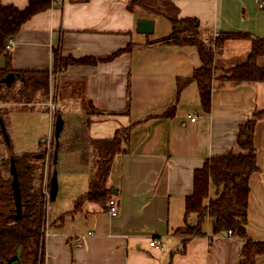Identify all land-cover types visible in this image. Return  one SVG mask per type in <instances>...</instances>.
I'll list each match as a JSON object with an SVG mask.
<instances>
[{
  "label": "crops",
  "instance_id": "crops-1",
  "mask_svg": "<svg viewBox=\"0 0 264 264\" xmlns=\"http://www.w3.org/2000/svg\"><path fill=\"white\" fill-rule=\"evenodd\" d=\"M0 3L23 9L27 0ZM186 17L197 19L203 46V39L214 32L264 38V10L256 0H64L52 1L25 20L12 48L4 51L13 70L48 71L49 92L56 91V81L61 83L59 99L71 109L62 114L63 128L83 130L85 148L90 139L111 138L117 129L128 128L127 150L114 156L106 183L117 201L115 216L108 214L107 200L74 207L75 198L87 191L89 164L77 147L58 150L59 187L45 210V264L238 263L244 240L214 232L210 217L200 234L186 237L177 230L197 223L196 213L185 216L193 171L207 157L245 153L236 143L238 128L264 109V81L220 77L223 70L246 61L250 52L248 37H228L213 56L210 107L204 111L191 80L201 66L197 46L159 41L170 33L171 20ZM140 19L153 21L150 34L136 31ZM128 44V51L117 53ZM55 51L62 57L101 61L54 71ZM0 59L4 66L3 54ZM257 64L263 65L264 57H258ZM75 83L86 100L83 116L79 105L72 106L71 94L64 92ZM89 104L96 112L87 113ZM9 110L47 113L42 119H48V136L52 134L51 112L37 106ZM64 136L61 132L60 138ZM253 145L257 170L249 177L245 230L248 238L264 241V114L255 123ZM41 146L36 139L26 150L37 152ZM78 234L84 235L77 240ZM151 239L160 246L149 245ZM255 264H264V254Z\"/></svg>",
  "mask_w": 264,
  "mask_h": 264
},
{
  "label": "trees",
  "instance_id": "trees-1",
  "mask_svg": "<svg viewBox=\"0 0 264 264\" xmlns=\"http://www.w3.org/2000/svg\"><path fill=\"white\" fill-rule=\"evenodd\" d=\"M52 1L27 0V5L23 9L13 4L0 3V55L3 54L5 59L4 66L0 68V77L9 72L16 75L15 80L9 86L0 84V116L4 124V116L9 108L2 111L4 106L1 104L11 103L15 107L33 108L37 98H49L50 73L45 70H13L10 65V56L4 52V43L8 37L18 32L25 20L34 13L50 7ZM228 37H248L251 41L250 52L246 61L223 70L220 77L231 81H264V64H257V58L264 57V38L244 33H225L219 34L215 39L216 45L220 46ZM159 41L197 46L201 66L194 70L191 80L197 84L203 110L208 111L211 79L215 69L213 65L215 53L210 46L201 44L197 19L186 17L171 20L170 33L160 38ZM130 48L131 44H128L117 53L128 51ZM54 58V71L59 72L68 65H94L101 61L91 56L79 59L62 57L57 51L54 52ZM89 110L87 113L96 112L91 104H89ZM56 114L55 111V116ZM263 114L264 109L255 111L238 128L236 143L245 153L230 152L225 155L207 157L202 165L193 171L192 193L185 198V216L196 213L197 223L194 226L187 225L177 230L186 237L200 234L204 219L210 217L214 232L231 230L235 236L244 240L237 264H255L256 257L264 254V241L248 238L245 230L249 195L248 182L251 173L257 170L253 132L257 119ZM81 121L83 122L80 124H86L85 120ZM71 130L73 131H70L68 127L63 128L62 132L65 136L63 139L59 137V149L71 150L77 147L79 151H83V158L87 159L89 164V188L75 198L74 207L77 208L85 201L100 203L108 201L111 197L110 188L106 185L107 178L114 156L127 150L125 144L128 128L117 129L111 138L90 139L89 143L84 142L87 148L82 144L83 130L80 131L78 127ZM39 153L43 154L40 158L35 156ZM44 154L45 149L42 146L37 152L15 153L11 142L6 144L0 129V264H45L44 232L47 204L45 189L48 190L47 170L49 166H47ZM10 156L14 158L21 198L24 203L21 218L17 221L7 218L14 208L9 173ZM212 188L214 196L210 197ZM205 200H207L206 203H204ZM19 246H21V252L20 258L17 259L15 255Z\"/></svg>",
  "mask_w": 264,
  "mask_h": 264
},
{
  "label": "rangeland",
  "instance_id": "rangeland-1",
  "mask_svg": "<svg viewBox=\"0 0 264 264\" xmlns=\"http://www.w3.org/2000/svg\"><path fill=\"white\" fill-rule=\"evenodd\" d=\"M2 59H0V68L2 67ZM17 83V81H16ZM59 81H56L54 87H56V91L52 92L53 94H56L55 96V103H56V113H61V114H65V110L66 111H70L71 109L68 107L69 104L65 103L64 101H62V99H59L60 97V92H59V87H60ZM55 89V88H54ZM66 91L65 95L67 96L68 94H71V104L72 106L74 105V103H76L77 105L80 106V114L81 116L84 115V106L83 103L86 102V100L83 98V95L81 94L82 88L81 85L79 83H75L72 84L70 87L66 86L65 88ZM50 93V92H49ZM76 98L80 99L79 100V104L77 103L78 101L76 100ZM49 98H42L39 97L37 98V100L35 101V105L34 107L37 106L38 102L41 101H47ZM63 104V105H61ZM3 107L2 111H5V109L7 108H13L15 107L14 104H1ZM8 106V107H6ZM63 108V109H62ZM64 110L62 112V110ZM30 110V109H29ZM42 114H45V116H48L47 113H42L40 111L36 112V113H27V112H15L12 110H8V112L5 114L4 116V120H5V127H6V131L9 135V139L11 142V146H12V150L17 153V152H22V151H27V148H30L34 142L37 140H40L42 137L43 138H48V133L50 132V126H49V121L48 119L44 122L42 119ZM66 115V114H65ZM49 117V116H48ZM74 117H76V115H74ZM76 119V118H75ZM54 143V141H53ZM52 143V149L50 154L47 156V163L49 166V169L47 170V176L49 178L51 172H52V164H51V160H52V152H53V147L54 144ZM40 151V149L38 150ZM55 170L57 172V184L59 187V177L58 174H61V164L60 162L57 160V163L55 165ZM89 188V185L87 187V190Z\"/></svg>",
  "mask_w": 264,
  "mask_h": 264
},
{
  "label": "water",
  "instance_id": "water-1",
  "mask_svg": "<svg viewBox=\"0 0 264 264\" xmlns=\"http://www.w3.org/2000/svg\"><path fill=\"white\" fill-rule=\"evenodd\" d=\"M136 31L140 34H150L153 31V21L150 19L138 20L136 24ZM15 78H16V75L13 72H9L5 74L4 76L0 77V84H5L6 86H9L15 80ZM63 127H64L63 117L61 113H57L55 116L54 125H53L54 149H53L52 160H51L53 166H55L57 162L58 150H59V145H60L59 137L63 130ZM0 129H1L2 136L6 144L8 145L10 143V139H9V135L6 131V127H5V124L1 116H0ZM35 156L40 158L43 156V154L39 153V154H36ZM9 173L11 175V190H12V197L14 201V208H13V212L9 214L7 218L13 221H17L21 218L24 203L21 198L18 175H17V170H16L13 156H10ZM111 192H114V191H111ZM56 193H57V176H56V170L55 168H53L52 174L48 180V200L53 201L56 196ZM20 252H21V246H19L16 251L15 257L17 259L20 258Z\"/></svg>",
  "mask_w": 264,
  "mask_h": 264
},
{
  "label": "built area",
  "instance_id": "built-area-1",
  "mask_svg": "<svg viewBox=\"0 0 264 264\" xmlns=\"http://www.w3.org/2000/svg\"><path fill=\"white\" fill-rule=\"evenodd\" d=\"M61 1H64V0H53V2H61ZM256 3L258 5L259 8L263 9L264 10V0H256ZM219 36V33L218 32H214L213 35L211 37H205L203 39L204 43L207 45V46H210L211 49L214 51V53L218 52L219 51V46L216 45L215 43V39ZM13 43H14V40H13V36L11 37H8L4 43V50L5 51H9L12 46H13ZM54 92V91H52ZM51 91H50V94H49V99L47 101H41V102H38L37 103V107L40 108V109H43V110H47L49 112H51L52 114L55 115V111H56V103H55V96L56 94H53ZM191 119H195L194 116L191 117ZM55 120V119H54ZM54 125V124H53ZM53 130H52V134L50 136H48V138H41L40 139V143L42 144V148L45 149V161L47 163V156L50 154L51 152V149H52V142H53ZM48 165V163H47ZM45 195H46V199L48 200V190L45 189ZM107 212L109 215L111 216H115L118 212V206H117V201L116 199H114L113 197H111L109 200H108V208H107ZM228 234H232L233 232L231 230H228L226 231ZM87 234H91V232H87ZM47 235V231H46V228H45V232H44V236ZM84 234H78L76 236V239L79 240L81 237H83ZM149 245L151 246H155V247H159L160 246V243L157 239H151L149 241Z\"/></svg>",
  "mask_w": 264,
  "mask_h": 264
}]
</instances>
